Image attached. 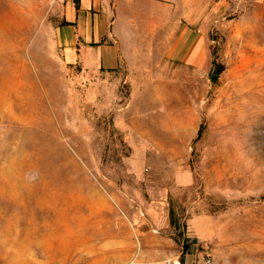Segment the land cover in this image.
<instances>
[{
	"label": "rangeland",
	"instance_id": "1",
	"mask_svg": "<svg viewBox=\"0 0 264 264\" xmlns=\"http://www.w3.org/2000/svg\"><path fill=\"white\" fill-rule=\"evenodd\" d=\"M131 1L147 58L86 74L63 0H0V264H264V0Z\"/></svg>",
	"mask_w": 264,
	"mask_h": 264
},
{
	"label": "crops",
	"instance_id": "2",
	"mask_svg": "<svg viewBox=\"0 0 264 264\" xmlns=\"http://www.w3.org/2000/svg\"><path fill=\"white\" fill-rule=\"evenodd\" d=\"M63 0L62 21L55 27L54 40L66 64L78 66L86 74L111 72L131 66L138 58H147L151 23H136L133 11L118 3L110 9L105 0ZM134 3L127 0L132 9ZM195 15V14H194ZM141 28V33L139 32ZM168 56L195 66L206 61L204 32L189 24L180 31L164 35Z\"/></svg>",
	"mask_w": 264,
	"mask_h": 264
},
{
	"label": "built area",
	"instance_id": "3",
	"mask_svg": "<svg viewBox=\"0 0 264 264\" xmlns=\"http://www.w3.org/2000/svg\"><path fill=\"white\" fill-rule=\"evenodd\" d=\"M138 213H139V216H143L144 215V211L141 208H139ZM202 264H212V258H211V256H208V255L205 256L203 258V260H202Z\"/></svg>",
	"mask_w": 264,
	"mask_h": 264
},
{
	"label": "trees",
	"instance_id": "4",
	"mask_svg": "<svg viewBox=\"0 0 264 264\" xmlns=\"http://www.w3.org/2000/svg\"><path fill=\"white\" fill-rule=\"evenodd\" d=\"M74 2L77 4L78 0H74Z\"/></svg>",
	"mask_w": 264,
	"mask_h": 264
}]
</instances>
